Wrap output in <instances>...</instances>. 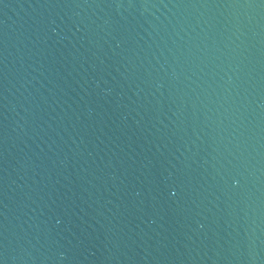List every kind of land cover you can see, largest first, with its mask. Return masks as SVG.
Masks as SVG:
<instances>
[{
	"label": "water",
	"instance_id": "obj_1",
	"mask_svg": "<svg viewBox=\"0 0 264 264\" xmlns=\"http://www.w3.org/2000/svg\"><path fill=\"white\" fill-rule=\"evenodd\" d=\"M0 264H264V0H0Z\"/></svg>",
	"mask_w": 264,
	"mask_h": 264
}]
</instances>
